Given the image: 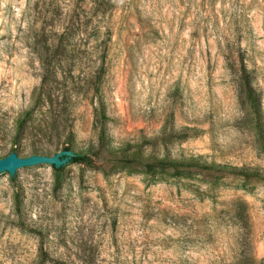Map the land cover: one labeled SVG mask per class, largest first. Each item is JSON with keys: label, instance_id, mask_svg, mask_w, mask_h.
Wrapping results in <instances>:
<instances>
[{"label": "rangeland", "instance_id": "obj_1", "mask_svg": "<svg viewBox=\"0 0 264 264\" xmlns=\"http://www.w3.org/2000/svg\"><path fill=\"white\" fill-rule=\"evenodd\" d=\"M66 147L0 179V264H264V0H0V158Z\"/></svg>", "mask_w": 264, "mask_h": 264}, {"label": "trees", "instance_id": "obj_2", "mask_svg": "<svg viewBox=\"0 0 264 264\" xmlns=\"http://www.w3.org/2000/svg\"><path fill=\"white\" fill-rule=\"evenodd\" d=\"M45 81V79H44ZM49 97V96H48ZM76 98V97H74ZM73 96L70 93H65V95L62 97V99L64 100L65 105L69 106L70 104H74ZM68 108V107H67ZM25 127L24 125H19L18 127V135H21L22 133L25 132ZM55 130V126H40L38 128V132L41 133L43 136H49L50 133L54 132ZM70 139L69 141H73L72 140V134H69ZM100 139L101 141L104 143V146L107 145V132H106V126L104 123H102L100 125ZM153 141H145L142 145H125L123 148H118V149H110L111 150V154L119 157L120 162L123 164V166H125V168L130 167L131 165L134 164H141V165H145V167L147 168L148 172L153 173V174H158V173H165L170 169L173 170H179V169H187V168H195L196 167H202L204 169H210L212 167H217V168H221L224 169L225 167H221L219 165L213 164L211 163L210 165L207 164H201L200 162H198L195 159H173L171 157H162L160 155L157 154V152L155 151H146V146H150L152 145ZM66 150H70V147H66ZM12 152H16L17 154L19 153L18 149H12ZM9 155V154H8ZM8 155H6L5 157H7ZM19 155V154H18ZM33 155H47L50 156L49 154H43V153H39V152H35L33 153ZM4 158V157H3ZM2 159V158H0ZM198 162V163H196ZM71 163H75V164H90V158L86 155H80L77 154V157L74 158L72 160ZM54 171L56 173H61L62 172V168L60 169H56L55 167H53Z\"/></svg>", "mask_w": 264, "mask_h": 264}, {"label": "water", "instance_id": "obj_3", "mask_svg": "<svg viewBox=\"0 0 264 264\" xmlns=\"http://www.w3.org/2000/svg\"><path fill=\"white\" fill-rule=\"evenodd\" d=\"M76 157L72 150H64L54 156L31 155L28 157H20L16 152H12L0 159V179L9 175L21 178L30 170L46 167L63 170L64 166Z\"/></svg>", "mask_w": 264, "mask_h": 264}]
</instances>
